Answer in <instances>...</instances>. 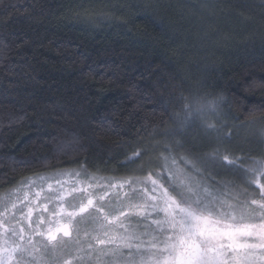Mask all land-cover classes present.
Here are the masks:
<instances>
[{
  "label": "trees",
  "instance_id": "1",
  "mask_svg": "<svg viewBox=\"0 0 264 264\" xmlns=\"http://www.w3.org/2000/svg\"><path fill=\"white\" fill-rule=\"evenodd\" d=\"M186 120L209 156L230 131L264 148V0H0V193L65 168L134 174Z\"/></svg>",
  "mask_w": 264,
  "mask_h": 264
},
{
  "label": "snow or ice",
  "instance_id": "2",
  "mask_svg": "<svg viewBox=\"0 0 264 264\" xmlns=\"http://www.w3.org/2000/svg\"><path fill=\"white\" fill-rule=\"evenodd\" d=\"M139 155L134 152L129 160ZM227 162L235 163L232 160ZM18 163L27 162L21 160ZM247 172L249 182L261 189V199L250 201L256 206L250 213L238 211L240 206L221 199L201 181L186 174L179 181V189L173 186L175 196L149 177L154 194L145 203L122 205L107 213L102 197L94 203L86 189L73 187L72 192L80 194L86 202H81L78 210L65 212L61 203L63 196L55 195L60 212L53 209V215L68 221L57 223L55 227L50 226L51 222L42 215L47 206L40 209L37 219H33L36 205L26 193L23 199L17 198L19 202L9 201L0 211V264H73V260L66 258L72 253L65 238H71L75 217L93 212L103 221H108L109 215L116 213L115 222L120 223L122 232L119 235L105 232L103 239L97 237L99 247L93 244H89L87 250L77 247L75 264L90 261L93 253L97 254V260L112 258L114 264H264V183H260L264 178V167L260 170L250 168ZM38 179L43 184L48 178L39 176ZM24 183L29 188L36 187L35 180ZM53 183L63 190L62 180L49 182V189L53 188ZM41 191L34 193L37 199L41 198ZM45 198L49 203L53 202L51 196ZM248 205L245 200L241 206ZM149 209L158 216L163 214V219L156 222V229L160 230L157 234H154L155 229L149 230L151 226L141 230L130 223L125 228L121 222V218L130 222L138 217L146 220ZM253 219L260 222H248ZM25 220L28 221L27 231L21 226ZM46 224L49 227L45 230ZM169 231L172 235L165 236ZM33 236L39 239L34 240ZM249 239L259 242L248 243Z\"/></svg>",
  "mask_w": 264,
  "mask_h": 264
},
{
  "label": "rangeland",
  "instance_id": "3",
  "mask_svg": "<svg viewBox=\"0 0 264 264\" xmlns=\"http://www.w3.org/2000/svg\"><path fill=\"white\" fill-rule=\"evenodd\" d=\"M217 119H221L226 126L229 125L230 119L222 113L217 115ZM261 124L264 125V123ZM176 126L177 128L174 132L177 133L181 131L180 135L177 136L174 133L173 140L172 137H170L172 135H168L166 138V140L169 141V145L166 147L167 150L160 151L159 156L157 155V150L160 146L156 141H154L155 143L153 142L151 146H147L138 151L141 156L139 155L140 157L138 160L134 162L133 166H130V168L137 174L107 176L91 172L81 167L38 173L26 177L14 186L2 191L0 193V211H3V208L9 201L17 200V202H19L17 198L23 199L24 195L27 193L29 199L36 205L33 219H37V213L40 209L47 206L42 215L44 219L51 222L50 226L55 227L57 223L68 222L66 218H60L53 215V209H55L56 212H60L58 205L55 203V195L63 196L61 203L64 204L65 212L78 210L80 203L86 202L80 194L72 192L73 187L81 190L86 189L87 193L91 194L94 203L97 201V198L102 197L107 213L113 208H119L122 205L145 203L154 194L152 190L153 186L149 177L155 179L159 186L167 188L165 186L166 182L163 180L168 181L170 184H179V181H182L184 179V174H186L201 181L202 184L207 186L216 196H221V199L227 200L233 205L240 206L238 211L250 213L251 208L256 207L255 205H251L250 201L251 199L261 198V189L257 184L250 183L245 173L247 174V169L250 168L260 170L264 167V148L260 153H255L253 156H246L240 152V150L230 148L232 143L234 141H239V137H241L238 133L230 131V135L227 136L229 140L224 141L227 151H221V154L216 152L214 153L215 157H213L207 155L210 154V152L206 151V148L203 149V147H200L203 146L204 142L209 140L205 134L202 133L203 129L199 127L195 121L189 122L186 120L184 123L183 121H180ZM261 131L262 134L254 132L257 137L256 140L263 141L264 144V127H262ZM252 135L254 134H249V136ZM244 137H248L247 132ZM172 142H175V145H172ZM168 153H175L180 156L181 161L176 160L174 157L171 158L168 156ZM228 160L235 161V163L230 164L227 162ZM179 162L180 164H178ZM179 165H182V167ZM39 176H44L48 179L41 184L38 179ZM54 179H60L64 182L63 190L54 183L52 189L48 188V183L54 181ZM33 180H35L36 187L29 188L28 185L24 183L25 181ZM220 180H229L231 183H236L239 187L236 189L229 188L225 182H220ZM213 182L220 186L227 187V190L223 188L224 191L221 188L215 187L216 185ZM212 183L215 186H213ZM260 183H264V178L260 179ZM168 190L169 193L173 195L170 192V189ZM37 191H41L40 199H37L34 195ZM48 196L52 197V203H49V200L45 198ZM177 199L179 198L177 197ZM245 200L249 202V207L241 206ZM125 211H127V209H125ZM116 215V213L109 215L108 221H103L102 217H99L98 214L94 212L91 214H80L75 217L72 221L73 228L71 238H65L68 240V248L72 253L71 256H67L66 258L73 260V264H75L74 257L77 254V247L84 250H87L89 244L99 247L97 237L103 239L105 232H108L111 235L121 234L122 229L120 223L115 222ZM161 219H163L162 213L158 216L151 213V210L149 209V215L146 220L138 217L136 220L130 222L121 218V222L125 228H128L130 223L132 227L139 226L141 230L147 226H151L149 230L155 229L156 232H154V234H157L160 230L156 229V222ZM137 221H139V225H137ZM248 222L259 223L260 221L259 219H253ZM21 226L27 231L28 221L25 220ZM34 226L35 225H33V227ZM47 227H49L48 224L45 225V230ZM164 235L168 236L172 235V233L169 231ZM148 238L149 237H145V239ZM33 239L36 240L39 238L33 236ZM77 242L79 243L77 244ZM247 242L258 243L259 241L249 239ZM96 255V253H93V258L90 261H83L82 264H114L112 258L101 257L97 260L95 258ZM116 264H122V262H116Z\"/></svg>",
  "mask_w": 264,
  "mask_h": 264
}]
</instances>
